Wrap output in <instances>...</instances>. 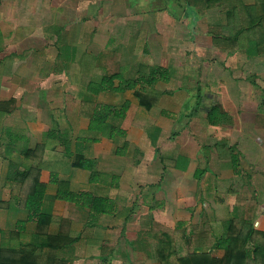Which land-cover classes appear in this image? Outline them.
<instances>
[{
    "label": "crops",
    "instance_id": "crops-1",
    "mask_svg": "<svg viewBox=\"0 0 264 264\" xmlns=\"http://www.w3.org/2000/svg\"><path fill=\"white\" fill-rule=\"evenodd\" d=\"M236 1L0 0V248L37 244L41 208L65 264H156L165 235L221 257L231 219L264 231V100L238 93L236 49L213 43ZM175 61L179 78L145 82ZM212 104L230 119L210 124Z\"/></svg>",
    "mask_w": 264,
    "mask_h": 264
},
{
    "label": "trees",
    "instance_id": "trees-1",
    "mask_svg": "<svg viewBox=\"0 0 264 264\" xmlns=\"http://www.w3.org/2000/svg\"><path fill=\"white\" fill-rule=\"evenodd\" d=\"M231 6V14H233L236 22L231 23L230 31L222 34H216L213 43L216 46L230 47L245 52L251 58L264 55V0H253L250 3H243L240 0ZM149 76L145 82L151 83L154 79H166L169 72L165 69L151 68ZM143 75L134 80L125 81L127 87L135 86ZM111 77H106L103 83H109ZM142 88L133 90L134 96L137 98L140 105L149 107L150 97H148ZM126 106L115 110L114 119H120ZM207 119L210 124H224L230 117L224 112L219 105L212 104L208 108ZM113 127L110 122L107 124ZM97 126V124H96ZM31 173V169L28 173ZM40 184H31L30 194L23 200L25 208L31 207L34 203L42 202ZM33 191V192H32ZM60 197L66 201H72L77 205L88 206L90 208L99 207L105 201L102 198L92 196L88 192H71L65 190L61 192ZM51 215L43 208L38 215L36 222L35 238L37 244H29L22 246L19 249L0 248V264H65V261L60 259L54 260L52 249L56 246L53 242L61 241L60 235H49L47 227L50 222ZM43 237L46 239L44 240ZM160 246L157 248L156 264H264V231L254 228L252 221L246 219H231L221 235L214 243L213 248L223 250L221 257H216L211 254V249L197 250L193 248L190 251H183L178 246L174 245L173 240L165 235ZM212 248V247H211ZM41 251L44 254L38 253Z\"/></svg>",
    "mask_w": 264,
    "mask_h": 264
},
{
    "label": "rangeland",
    "instance_id": "rangeland-1",
    "mask_svg": "<svg viewBox=\"0 0 264 264\" xmlns=\"http://www.w3.org/2000/svg\"><path fill=\"white\" fill-rule=\"evenodd\" d=\"M242 1L245 3L253 2V0H242ZM236 52H237L236 60L235 58L232 59L233 60L232 65H234L232 67L237 68L236 71L234 70L235 71L234 75L237 76L236 87L238 89L237 90L238 93L242 94L244 92L243 94L245 93L248 94V92L250 91L255 99H258L259 101L264 100V55L251 58L245 52H241L238 49H236ZM220 58L223 59V57ZM169 69L170 70H168V72H170L169 75L172 74V78H179V76L182 75L181 69L177 61H175L174 64L171 62V64L169 65ZM250 86H252L251 90H250ZM245 88L247 89L244 90ZM248 89L249 91H247ZM187 108H189V106H187ZM179 122H180V126L186 123L183 121V117L181 120H179ZM108 129L109 126L106 125L105 130L107 131ZM178 160H177V165L182 166L181 165L182 159L179 158ZM236 165L237 164H234V166ZM235 169L238 170L239 168L236 166ZM237 212H235L236 214H234V216L237 215Z\"/></svg>",
    "mask_w": 264,
    "mask_h": 264
}]
</instances>
